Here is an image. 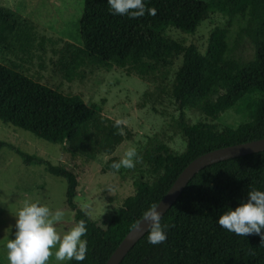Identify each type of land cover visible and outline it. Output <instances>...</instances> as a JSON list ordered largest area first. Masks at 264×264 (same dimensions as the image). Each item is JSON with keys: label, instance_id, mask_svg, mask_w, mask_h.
<instances>
[{"label": "trees", "instance_id": "1", "mask_svg": "<svg viewBox=\"0 0 264 264\" xmlns=\"http://www.w3.org/2000/svg\"><path fill=\"white\" fill-rule=\"evenodd\" d=\"M144 2L145 15L130 18L112 14L108 0H85L79 25L82 45H67L60 70L67 82L74 76L84 80L88 70L120 68L128 77L154 84L143 96L144 105L165 99L175 104L176 128L186 141L183 153L149 140L140 160L152 181L135 182V195L103 221L104 228L77 205L76 173L0 141V150L15 151L26 166H44L52 176L66 180V203L76 223L85 222L83 239L88 246L83 262L73 259L68 264H106L143 213L164 199L190 163L218 149L264 139V100L253 127L237 132L218 123L253 89L264 93V0ZM215 9L229 21L226 28L213 32L204 55L195 45L185 46L168 36L171 29L195 34ZM237 19L248 20L245 33L255 47V57L248 62L229 56V34ZM64 44L62 38L47 35L32 20L0 5V121L61 146L73 161L107 157L106 171L116 173L111 165L119 161L120 147L133 140V131L120 125V134L102 104L88 105L81 96H64L27 76L31 68L47 72ZM186 110L199 112L205 122L190 124ZM252 190L264 191V152L205 168L161 219L167 225L166 241L151 245L146 234L121 264H264L260 235L238 236L217 223Z\"/></svg>", "mask_w": 264, "mask_h": 264}, {"label": "rangeland", "instance_id": "2", "mask_svg": "<svg viewBox=\"0 0 264 264\" xmlns=\"http://www.w3.org/2000/svg\"><path fill=\"white\" fill-rule=\"evenodd\" d=\"M84 4L85 0H0V5L32 20L47 35L65 41L55 64L47 72L31 68L27 76L41 80L44 86L64 96H81L88 105L102 104L106 117L114 121H125L122 125L133 131L134 138L125 142L117 151L119 160L131 147H135L141 157L148 141L154 138L168 145L176 154L183 153L186 141L176 128L179 112L175 104L165 99L144 105L143 96L145 92L154 90V84L142 82L135 76L128 77L120 68L110 71L88 70L84 80L74 76L73 82L66 81L60 70V62L66 55L68 44L82 45L79 25ZM228 21L229 16L215 9L195 34L189 35L171 29L168 36L185 46L195 45L200 54L204 55L211 44L213 32L226 28ZM247 24L248 20H235L228 39L229 56L242 62L253 60L256 53L245 33ZM181 63L182 60L176 62L174 72ZM263 100L264 93L257 88L253 89L235 107L222 115L218 123L237 132L253 127ZM185 112L190 124L205 122L199 112ZM0 141L76 173L79 176L76 203L102 227L103 221L120 208L125 199L135 195V182L152 181L148 176L147 166L140 159L133 169L122 167L112 173L106 171L107 157L96 162H86L84 159L73 161L61 146L38 139L1 121ZM66 191L65 179L52 176L44 166H26L20 156L9 148L0 150V264H8L5 245L15 236V215L25 202L46 205L53 211L62 210L65 217L55 225L61 235L77 224L74 212L67 206ZM48 264H57L54 255L49 258Z\"/></svg>", "mask_w": 264, "mask_h": 264}, {"label": "clouds", "instance_id": "3", "mask_svg": "<svg viewBox=\"0 0 264 264\" xmlns=\"http://www.w3.org/2000/svg\"><path fill=\"white\" fill-rule=\"evenodd\" d=\"M114 15H127L137 18L145 15L144 0H108ZM154 14V10H147ZM126 123L117 120L115 127L123 134L120 125ZM140 159L135 147L129 148L124 157L113 162L111 167L119 170L122 167L133 169ZM246 201H242L235 209L229 208L218 218V225L238 236L260 235L264 243V191L248 192ZM65 217L62 210L53 211L46 205L25 202L15 215V236L5 245L8 264H48L49 258L55 256L57 264L66 261L83 262L87 258V233L84 221L78 222L73 228L61 235L55 225ZM162 212L159 205L152 204L143 213V221L149 224L147 242L159 245L167 239V225L161 222ZM53 249L55 251L53 252Z\"/></svg>", "mask_w": 264, "mask_h": 264}, {"label": "water", "instance_id": "4", "mask_svg": "<svg viewBox=\"0 0 264 264\" xmlns=\"http://www.w3.org/2000/svg\"><path fill=\"white\" fill-rule=\"evenodd\" d=\"M264 152V139L209 152L190 163L178 177L164 199L158 204L163 216L181 197L190 181L205 168L219 162ZM161 218V219H162ZM149 224L143 218L129 232L106 264H121L129 252L147 234Z\"/></svg>", "mask_w": 264, "mask_h": 264}]
</instances>
